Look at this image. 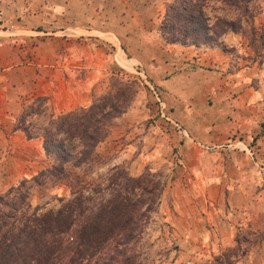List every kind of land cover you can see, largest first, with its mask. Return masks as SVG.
Returning <instances> with one entry per match:
<instances>
[{"label":"crops","instance_id":"0c3cea01","mask_svg":"<svg viewBox=\"0 0 264 264\" xmlns=\"http://www.w3.org/2000/svg\"><path fill=\"white\" fill-rule=\"evenodd\" d=\"M166 1L0 0V191L46 167L41 139H26L15 129L22 110L45 99L41 113L25 121L36 130L50 117L87 107L94 82L118 67L120 53L139 65L167 116L183 130L161 140L154 122L145 123V110L117 118L101 144L124 142L119 154L129 175L163 166L162 176L178 141L182 166L172 184L187 192L210 186L235 192L240 178L259 172L253 160L264 158V65L253 62L232 33L213 47L165 43L157 26ZM259 132L254 150L247 149ZM230 142L246 151L227 148ZM200 144L222 148L206 153Z\"/></svg>","mask_w":264,"mask_h":264},{"label":"trees","instance_id":"16d2710c","mask_svg":"<svg viewBox=\"0 0 264 264\" xmlns=\"http://www.w3.org/2000/svg\"><path fill=\"white\" fill-rule=\"evenodd\" d=\"M258 1L167 0L157 31L167 44L196 48L219 46L221 37L237 34L251 50L250 59L264 64V26H253ZM131 83L146 89L142 81L111 76L105 94L87 107L50 117L39 135L25 121L41 113L45 99L22 110L15 129L26 139L39 137L50 164L0 195V264H144L135 248L161 193L159 183L146 171L129 177L114 168L103 186L89 188L71 171L94 164L97 146L130 105ZM31 184L62 185L68 197L59 198L55 209L32 206ZM243 253L221 252L204 264H235Z\"/></svg>","mask_w":264,"mask_h":264},{"label":"rangeland","instance_id":"374dc122","mask_svg":"<svg viewBox=\"0 0 264 264\" xmlns=\"http://www.w3.org/2000/svg\"><path fill=\"white\" fill-rule=\"evenodd\" d=\"M258 6L260 12L253 20L255 28L264 26V0H259ZM238 36L247 47L246 41L240 35ZM248 50L251 52L250 49ZM109 53H112V48L109 49ZM116 60L118 67L111 66V74L104 72L105 75L99 81L94 82L90 103L93 98L109 90L111 76L120 78L123 83L132 80L142 81L147 87L148 82L141 73L139 65L131 63L121 53L119 56L116 55ZM131 93L127 111L134 109L138 115H143L141 111L145 110L147 116L145 123L154 122L151 124L157 128L161 140L179 133L159 118L157 105L148 87L142 90L138 83L136 85L131 83ZM113 125H116L115 120L111 126ZM44 127L36 129L35 134L39 135ZM259 136L261 132L248 141L247 149L254 150L253 147ZM179 145L180 141L171 146L165 157L162 176L160 170L163 166H157L152 173H147L152 176L149 179L159 183L158 188H161V193L152 205L153 212L146 220L135 248V252H139L142 257V262L144 264H204L221 252H244L235 264H264V178L259 172H254L252 177L243 176L246 179H239L243 184L237 186L235 192H219L214 186H210L209 190L204 193L202 191L187 192L184 190L186 188L184 178L181 182L184 187L177 188L172 184L174 177L177 176L176 172L180 171L182 166V153ZM235 146L229 148L246 151V148L242 150L243 148H240L242 146L238 147V144L237 148ZM123 148L124 142L119 138L106 140L105 143L97 146L95 150L97 159L93 162L94 164L88 169H71V171L87 182L89 188L94 185L103 186L114 168H121L127 176L133 177L127 170L128 161L119 154ZM258 155V160H253V162L264 165V158ZM49 164L50 160L45 157V166ZM3 188L2 186L1 189ZM8 188L0 191V195ZM67 197L68 189L62 185L40 187L31 184L30 203L32 206H43L44 210L55 209L58 206L57 200Z\"/></svg>","mask_w":264,"mask_h":264},{"label":"built area","instance_id":"2783aa9c","mask_svg":"<svg viewBox=\"0 0 264 264\" xmlns=\"http://www.w3.org/2000/svg\"><path fill=\"white\" fill-rule=\"evenodd\" d=\"M147 87H148V90L153 97L154 103L157 105L159 118L161 120L165 121V124H167L170 128L174 129L175 131H177L179 133H183V130L179 127V125L167 116L165 109H164V106H163V103L160 100V96L158 94V91L150 85H147ZM237 144H238V147L241 146L239 143H237ZM225 146L227 148L233 147L231 142L227 143ZM199 148L204 152H208V151H214L216 149L222 148V146L221 145H215V144H200ZM235 148H237V145L235 146ZM240 148L241 149L243 148L242 150H244L243 146ZM255 164H256L257 168L259 169L260 176L262 178H264V165H262L261 163H256V162H255Z\"/></svg>","mask_w":264,"mask_h":264}]
</instances>
